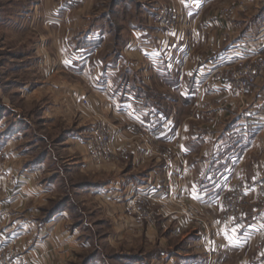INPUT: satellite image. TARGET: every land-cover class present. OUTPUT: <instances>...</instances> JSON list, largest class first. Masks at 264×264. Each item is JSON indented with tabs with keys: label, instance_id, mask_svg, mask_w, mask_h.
<instances>
[{
	"label": "crops",
	"instance_id": "crops-1",
	"mask_svg": "<svg viewBox=\"0 0 264 264\" xmlns=\"http://www.w3.org/2000/svg\"><path fill=\"white\" fill-rule=\"evenodd\" d=\"M159 1H116L115 18L126 10L134 12L130 18L141 20L139 26L128 29L120 24L115 31L93 29L96 0H80L69 12L64 11L72 20L58 30L59 38L52 36L54 26L47 22L36 30L41 42L48 41L50 51L55 48L60 56L59 62L44 63L50 76L29 90L35 104L43 103L39 119L67 118L68 96L74 100L86 97L82 125L90 131L96 125L108 126L112 149L125 156H116L110 165H94L84 143L89 134L83 139L75 137L71 148L60 145L65 156L56 153L61 159L73 157L68 170L105 175L88 194L99 216L94 228L80 221L75 224L70 207L51 213L45 208L56 199L57 184L65 177L64 169L59 173L53 168L55 162H49L55 154L39 155L26 163L15 157L9 173L15 183L11 187H2L6 176L0 164V255L4 245L10 244L16 255L34 264H76L90 247L85 231H100L105 225L111 246L125 248L110 257L108 264H264V193L250 192L254 185L264 183V83L243 94L230 79L207 82L196 78L198 64L213 54L208 20L193 14L178 19L204 22L203 31L188 32L192 44H187L186 35L184 41L181 32L167 31L164 18L157 16L154 26L149 25L153 17L147 11L144 17L140 15L138 7H159ZM122 35L124 45L112 47L110 40ZM41 50L39 44L29 54L40 55ZM83 53L91 59L79 67L90 61L92 84L78 86L65 76L51 75L57 68L71 72L74 67L60 54ZM29 113L37 128V108ZM145 134L151 136L150 141ZM18 148L13 146L15 152ZM169 151L174 158L171 188L162 159ZM239 191L245 192V199L237 212H230L226 200ZM136 194L148 197L151 220L134 217L131 207ZM176 201L193 206L194 219L187 218ZM88 260L89 264H105L96 255Z\"/></svg>",
	"mask_w": 264,
	"mask_h": 264
},
{
	"label": "rangeland",
	"instance_id": "rangeland-1",
	"mask_svg": "<svg viewBox=\"0 0 264 264\" xmlns=\"http://www.w3.org/2000/svg\"><path fill=\"white\" fill-rule=\"evenodd\" d=\"M79 1L0 0V110H4L3 112L6 115L3 119L5 133H0V164H4L2 171L6 176V182L2 183V187H11L15 184L14 178L9 176L15 157L18 160H24L26 163V160L34 162L39 155L42 156L46 153L56 155L58 151L59 154L61 152L64 154L60 145L62 148L68 145L71 148L75 137L83 139L89 134L88 139H84L86 144L92 138L91 132L95 133L96 129L100 127L96 125L92 129L90 128V131L88 127L82 125L84 124L82 113L84 108L88 106L86 97L74 100L71 96H68L66 105L68 117L53 116V119H48V122L39 119V111L42 110L43 103L40 101L35 104L33 98L29 97V90L36 83L42 82L50 76V72H45L43 69L44 63L46 61L59 62L60 59L55 48L52 52L50 51L48 41L41 42L39 33L36 34V30H42V24L47 22V24L54 26L52 27V36L59 38L58 30L62 28V25L64 27V23L68 20H72V16L67 18L68 16L66 17V14H63L64 11L69 12ZM116 1L118 0H96V5L92 9L95 15L93 29L104 33L109 29L115 31L118 24L127 29L135 24L139 26L141 20L130 18V15L134 12L129 13L126 10H121L118 17L115 18L112 10ZM159 2H162L159 7L156 4L153 6L150 4L147 9L145 6H143L144 8L138 7L140 15L144 17L147 15L145 13L147 11L148 15L153 17L149 25L154 26L156 25L157 16L164 18V26L167 31L181 32L180 34L184 35L181 37L184 41L186 35V37H189L187 44L188 41L191 42L192 40L188 32L192 29L203 31L204 22L202 24L199 21L194 22L191 18L187 20L184 18L181 20L183 22H180L178 19L181 16L193 14L199 17L200 20L205 17L208 20L206 24L210 26L213 32L211 47L213 48V54L206 62L203 61L198 64L194 72L196 78L207 82L222 78L230 79L233 86H235L238 75L245 74V70L247 71L249 66L254 67L257 65L262 73L252 91L248 93H252L257 86L264 83V65H261L264 63V0H160ZM55 4L56 7L54 8ZM51 22H55V24ZM37 25L39 27H36ZM110 39H113V37H110ZM110 41L113 42L112 47H121L124 45V35ZM184 41L181 40V44ZM66 42L67 40H64L62 43ZM166 43L168 45L169 40L166 39ZM39 44H42L40 55L29 54V50ZM45 50L51 54L46 56ZM60 55L63 59H67V61L64 60L65 62L72 61V67H74L70 68L71 72L68 70L62 72L57 68L51 73L52 76L56 78L65 76L67 81L78 84V86L92 84L93 72L90 61L87 62L88 64L86 63L87 65L83 64L79 67L80 63L86 61L89 56L84 53L77 56ZM220 74L222 75L219 79L217 77ZM234 74L238 75L235 77ZM69 91L73 92V90ZM35 108H37V117L40 120L37 123V128H35L34 121L29 115V112ZM44 128H48V132ZM42 129L44 130L42 131ZM18 130L19 132H17ZM14 145L19 146L17 152L13 150ZM62 154L61 156H65ZM58 158L56 155V157L50 158L49 162H55L53 168L56 167V171L59 173L64 169L66 175L64 174L65 177L61 176L64 181L57 184L59 193L56 199L50 201V204L45 208H48V213H51L65 206L70 207L74 210L75 224L80 221L84 226L90 225L94 228L99 216H96L97 208L88 194L97 184V180H104L105 175L97 177L92 172L83 174L76 169H72V167L68 170L70 163L73 162V157L67 155L63 159L59 158L60 162H58ZM61 197L62 199H60ZM134 217L141 220V216L138 214ZM103 221L100 220V222ZM104 226L100 231H85L86 234H89L90 247L86 248L84 254L80 256L83 259L79 258L76 264H89L88 258L94 255L101 260L103 259L105 264H108L110 257L119 254L121 250H125V248L111 246L110 236ZM6 240L11 241L12 239L7 238ZM4 251L3 253H7L11 258L20 256L16 255V248H11L10 244L4 245ZM117 259H119L118 255ZM118 262L120 263V261ZM118 262L110 264H119Z\"/></svg>",
	"mask_w": 264,
	"mask_h": 264
},
{
	"label": "built area",
	"instance_id": "built-area-1",
	"mask_svg": "<svg viewBox=\"0 0 264 264\" xmlns=\"http://www.w3.org/2000/svg\"><path fill=\"white\" fill-rule=\"evenodd\" d=\"M72 1V0H69ZM162 18V17H160ZM261 65H264L262 63ZM242 66V65H240ZM258 66L255 65L254 67L249 66L247 71L245 70V74L242 73L241 75L234 74L236 77L238 75V81L235 84V88L238 89L243 94L252 91L254 85L257 83V79L261 75V69L257 68ZM221 75L217 78H221ZM145 139L150 141L151 136L149 134H145ZM112 140V133L108 126L101 125L98 129H96L94 135L88 142L86 143L87 146V153L90 161L96 166H103V165H110L116 161V156L119 159L124 158L123 153H117L112 149L111 146ZM164 162V169H165V176H166V183L169 188L173 185V172L172 167L174 163V158H172V153L166 152L162 156ZM250 192H260L264 193V183L256 184L252 187ZM148 197H143L142 195L136 194L132 199V207L131 211L135 212L144 219L152 218L151 213L147 211V200ZM245 199V192L239 191L235 192L228 196L226 200V207L230 212H237L240 206V203ZM171 201V199H169ZM176 206L182 211V213L189 219H194V208L191 205L186 204L185 202L176 201ZM0 264H34L33 260L30 258H26L24 256H18L15 258H11L10 255L7 253H2L0 255Z\"/></svg>",
	"mask_w": 264,
	"mask_h": 264
}]
</instances>
